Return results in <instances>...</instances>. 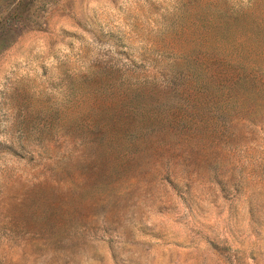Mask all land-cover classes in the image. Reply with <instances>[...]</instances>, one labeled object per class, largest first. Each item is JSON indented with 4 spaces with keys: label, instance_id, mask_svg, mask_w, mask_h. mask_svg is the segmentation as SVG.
<instances>
[{
    "label": "rangeland",
    "instance_id": "rangeland-1",
    "mask_svg": "<svg viewBox=\"0 0 264 264\" xmlns=\"http://www.w3.org/2000/svg\"><path fill=\"white\" fill-rule=\"evenodd\" d=\"M0 264H264V0H0Z\"/></svg>",
    "mask_w": 264,
    "mask_h": 264
}]
</instances>
